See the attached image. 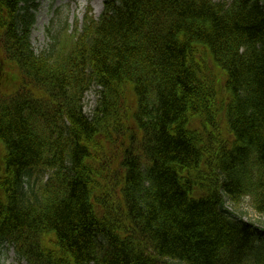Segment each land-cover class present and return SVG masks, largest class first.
<instances>
[{
  "label": "trees",
  "instance_id": "16d2710c",
  "mask_svg": "<svg viewBox=\"0 0 264 264\" xmlns=\"http://www.w3.org/2000/svg\"><path fill=\"white\" fill-rule=\"evenodd\" d=\"M33 8L0 0V248L264 264V0H105L40 54Z\"/></svg>",
  "mask_w": 264,
  "mask_h": 264
},
{
  "label": "rangeland",
  "instance_id": "374dc122",
  "mask_svg": "<svg viewBox=\"0 0 264 264\" xmlns=\"http://www.w3.org/2000/svg\"><path fill=\"white\" fill-rule=\"evenodd\" d=\"M100 1L101 0H38L37 8L31 10L35 15V21L31 32V42L36 53L40 54L49 47L52 42V35L56 32H63L68 29L72 30L77 27V24L79 25V30H81L86 14L89 13L95 18H99L103 12L104 6V0H102L101 10H97ZM10 67L14 70L17 69L13 64ZM7 82L11 83L10 81ZM12 86L13 84H10V87ZM96 91L97 89L93 88L85 95L84 107L85 112L88 114L91 113L95 107L97 99ZM236 211L244 215L245 219L256 223V226L262 229L264 233V214L261 215L256 212L251 207L248 199H246L242 206L237 208ZM0 264L27 263L20 259L13 245L5 244L0 248Z\"/></svg>",
  "mask_w": 264,
  "mask_h": 264
},
{
  "label": "bare ground",
  "instance_id": "6f19581e",
  "mask_svg": "<svg viewBox=\"0 0 264 264\" xmlns=\"http://www.w3.org/2000/svg\"><path fill=\"white\" fill-rule=\"evenodd\" d=\"M102 2H103L102 0L99 2V5H98V7H97V10H98V11H100V10H101V7H102ZM98 11H96V12H98Z\"/></svg>",
  "mask_w": 264,
  "mask_h": 264
}]
</instances>
